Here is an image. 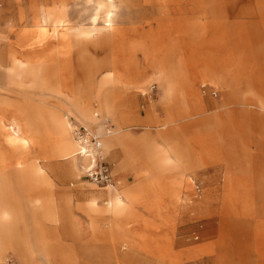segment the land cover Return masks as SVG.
Masks as SVG:
<instances>
[{"label": "rangeland", "instance_id": "rangeland-1", "mask_svg": "<svg viewBox=\"0 0 264 264\" xmlns=\"http://www.w3.org/2000/svg\"><path fill=\"white\" fill-rule=\"evenodd\" d=\"M61 11L66 21L57 23ZM170 24L181 34L190 31L198 35L192 40L177 38L172 46L161 32ZM145 41L147 55L138 49ZM0 50V106L2 102L11 106L9 121L14 107L23 112L28 125L39 129L25 143L12 141L0 130V162L14 167V160L21 156L43 168L50 177L55 205L67 211L70 204L63 223L42 221L41 228L31 229L35 249L31 259L20 258L6 248L0 264H264V179L254 177L258 172L264 174V112L255 108L256 120L230 126L223 114L213 134L201 131L181 134L185 140L171 138L197 158L193 166L185 161L182 164L190 181L180 191L174 214L170 209L151 214L139 204L157 203L162 197L158 195L160 188L170 180L168 166L160 171L146 155L145 162L153 169L157 184L149 190L141 186L126 193V210L118 218L128 207L139 205L138 221L128 220L125 232L110 231L105 221L97 230L90 226L89 217L78 206L85 202L90 188L101 190L104 186L92 183L83 171L71 172L69 163L60 157L62 137L56 125L47 121L60 102L54 91L58 82L60 90L68 94L73 88L87 98L99 92L113 94L120 109L124 92L136 86L130 94L132 103L123 111L129 109L139 118L149 114L146 122L168 121L163 129L184 114L216 116L223 110L219 103L230 98L222 87L221 72H227L226 67L240 75V89L249 100L264 102V81L259 75L264 71V0H0ZM173 51L174 61L184 63L188 70L185 76H172V89L158 95V71L152 58L159 52L165 57ZM108 57L116 63L110 68L111 79L106 77L109 69L101 63ZM20 62L24 65L19 67ZM133 62L149 69L148 75L130 76ZM188 80L207 106L201 114L193 105L188 107L192 103L181 86ZM151 84L156 85L152 93L141 95ZM91 110L98 119L89 125L71 116L69 120L101 136L112 184L120 182V177L124 178L121 187L140 181L142 172L135 175L138 164L126 159L130 155L126 150L133 146L142 157L147 143L136 147L122 136L128 132L139 138L149 131L155 134L156 128L145 129L132 114L124 122L108 114L99 102ZM117 124L124 129L109 133ZM229 129H233L232 138ZM232 143L236 157L242 160L247 156L250 161L251 178L245 188H235L234 203L226 204L224 173ZM116 145L126 158L120 155L113 160L109 156ZM17 176V180H27L22 174ZM12 180L9 173L0 172L2 199L13 195L6 187ZM65 195H70L68 200ZM105 199L100 198L99 204L104 205ZM43 247L47 260L41 258Z\"/></svg>", "mask_w": 264, "mask_h": 264}, {"label": "crops", "instance_id": "crops-1", "mask_svg": "<svg viewBox=\"0 0 264 264\" xmlns=\"http://www.w3.org/2000/svg\"><path fill=\"white\" fill-rule=\"evenodd\" d=\"M172 28H174V26L170 24L168 30L161 32L174 36L176 34V31ZM173 53L174 51L163 57L162 61L166 60L170 63L171 66H173V68H166L164 71L169 72L170 76H185V72H187L186 70L188 69L183 66L184 63L177 64V62L174 61ZM133 64L134 68L130 76L145 77L148 75L150 70L146 67L144 68L143 64L138 65L137 62H133ZM227 69V72H221V76L223 77L222 87L230 95V98L224 99L222 103H219L221 108L220 110L223 109L221 112L216 113V116L207 115L203 117H184L182 119L174 121L173 126L168 127L165 130L162 129L161 132L159 131L160 127H158L156 123L153 124L154 120H152V123L146 122V118L150 117L149 114H146L143 118H139L136 113H131V110L129 109L123 111V107L125 105H130L132 103L130 94L134 90H136L137 87L131 86L124 92V104L123 107L118 111L120 119L125 122L132 114V116H134L133 118H135V120L140 123V126L148 130H150L151 128H156V132L155 134H152L149 131L139 138L132 137L128 132H126V134L122 136V138H124L125 140H130L131 144L136 147L142 146L145 143H155L161 148L167 149L168 156L172 160V162L168 165V169L166 172L168 174V179H172L174 181L169 182L170 180H168L163 184L162 188H160L161 190L159 191L158 195L162 196L161 199L157 203H148L144 201L139 203L140 205H143V207L151 214H159L167 211L168 209H170L174 214L176 210L175 206L178 204V200L180 199V191L189 184L190 178L185 174V167L184 165L182 166V164L185 161L187 165L193 166L196 163L197 158L188 150H182L180 148V144L174 143L178 138H180L181 140H185L184 138H182L181 134L195 135L197 134V132L199 133L201 131H204L207 134H213V129H215L216 127L218 128V124L222 120L223 114L230 126L233 125V123L237 124L242 122L241 125H243L250 123L253 119L256 120V115L253 113L255 108H257L259 111L264 112V102L258 101L259 104H257L258 102L256 103V100H249L245 92L240 89V75L226 67L225 70ZM255 71L257 70L255 69ZM262 73H264V71L260 70V79L264 81V75H262ZM151 86H154V88L156 87L155 84H151L146 90L141 92V95L152 93L153 89L150 90ZM158 100L159 97L157 96L154 102ZM191 105L193 104H189L188 107H191ZM149 125L150 127H148ZM232 130L233 129H229L227 131L230 138L233 137L232 133L234 132ZM178 132H180V135H178ZM171 138H176V140H173ZM156 139H158L159 142ZM170 147H172L173 150H170ZM232 147L233 143L230 144V157L226 160V169L224 173V203L226 204L234 203L237 198L235 188H245L247 186L248 180L251 178V174L249 173V170L247 168V165L250 162L247 159V156L240 160L239 157H236L234 147ZM120 155L126 158L121 153L119 146L116 145L111 148V153L109 154V156L113 160H117ZM133 163L138 164V167L135 169V175H138V172L141 171L142 174L140 175H142L141 177L143 178L144 172L148 170L147 163L142 160H138ZM23 167L24 168L20 169L9 166L5 168V173H9L13 178L11 184H9V186H6L12 189L13 195L0 202V261L3 259L2 252L6 248H10L20 258L31 259L35 250L34 242L31 236V229H33L34 227L41 228L42 221L52 224H61L66 221L67 217L69 216L70 204H68L67 201V211L64 208H59L53 201L49 181L50 177L49 175H47L48 172L41 169V171L44 172L47 178V182L45 184L37 186L34 180H30L31 174H35L37 167L30 164ZM66 171L69 172L68 166ZM17 174H23L24 177H27V180H17V178L19 177L17 176ZM254 177L261 180L264 179V174L258 172ZM123 181L124 178L120 177V182H113V184L121 198L127 201L126 193H128L130 190L140 189L141 183L138 181L133 185L121 187ZM175 192H178V196L176 197H174ZM44 195H47L48 200L47 198L46 200H41L42 196ZM86 195L87 199L84 203L79 204L78 208L89 217L90 226L94 230L98 229L99 223L101 221H105L110 227V231L125 232V226L128 220L138 221V212L136 207L139 204L134 205L131 208L128 207V212L123 217L113 218L108 213L94 214L90 212L87 207V204L92 195V198L97 199L99 206H104L99 204V199L102 197H106V194H104L102 188L101 190H98L97 188H90L89 191H87ZM65 196L66 200H68L70 197V195ZM38 199H40L39 202ZM41 251L42 260H47L48 254L46 249L43 247Z\"/></svg>", "mask_w": 264, "mask_h": 264}, {"label": "bare ground", "instance_id": "bare-ground-1", "mask_svg": "<svg viewBox=\"0 0 264 264\" xmlns=\"http://www.w3.org/2000/svg\"><path fill=\"white\" fill-rule=\"evenodd\" d=\"M56 18H57L56 19L57 23H63L64 21H66L65 15L62 11L58 13ZM197 35L198 34H195V33L190 32V31L186 32L184 34H181L178 31H176V34L174 36H171L170 34H166L165 39L170 43V45L176 46V39L177 38H181V39L188 38L189 40H192ZM240 38H245V36H241ZM138 49L140 51H142L143 55H147V53L149 52V50L147 48L146 41L143 42ZM152 59H153L152 60L153 65L158 71L157 75H156V85H157V90H158L157 92H158V95H162V94H165L166 92H168L172 89V75L170 76L169 72L164 71L166 68H172V66L166 60L162 61L163 56L161 55L160 52L155 57H153ZM13 60H16V59H13ZM41 60H42V58H41ZM101 63L103 65V67L106 68V70L109 69V70H107L108 73H107L106 77L108 79L113 78V76L111 75L112 71L110 70V68L113 67L114 65H116V63L114 62V59L108 57V58L103 59V61ZM15 64H16V62H15ZM17 65L20 67L21 65H24V64L22 62H20ZM17 65H15V66H17ZM3 73L6 74V72H4V71H3ZM40 74H42V73H40ZM8 75L10 76V74H8ZM12 76H14V75H12ZM40 77H41V75H40ZM5 80L3 81V83L6 82ZM44 83L46 84V82H44ZM59 84H60V82H58L54 91L57 94V98H58L57 100H59L60 102L57 105L56 111L51 115L50 118H48L47 121H50L51 123L56 125L57 133L62 137V146H61V153H60L61 159L66 160L69 163V168H70L71 172L76 173V172L83 171V169L90 163V160L86 154H80V151H81L80 141L74 136L75 124H73L72 121L69 120V116L73 117L76 121H79L82 124L89 125L90 124L89 122L92 123V122L97 121V119H98V114H95V112L92 111L91 109L96 102H99L101 104V106L104 108V110L106 112H108V114L117 118V117H119L118 111L120 110L119 101H116L117 99L113 94L106 93V94H102V95H104V96H102L101 92H99L100 94H96L95 96H93L91 98H87L77 88H73L71 91H68L70 94L69 95L68 93H65L63 90H60V88L58 87ZM181 86H182V89L185 91L188 100L193 104L194 108L196 109L195 110L196 113L201 114V113L207 111V107L202 103L198 94L194 92V89L192 86V81H190V80L185 81L184 83H181ZM67 88H68V85H67ZM153 88H154V86H151L150 90H152ZM10 107H11L10 105H8L4 102H2V104L0 106V130L3 131L4 136L11 138L12 141H18L19 140L23 143H25L29 139L31 140L32 138H34V136L37 134L39 129L34 127V126L31 127L32 125L27 124L28 122L26 121L25 115L23 114L22 111L16 110L13 107V114L11 116V121L8 120V115H10ZM61 113H63V114L61 115ZM94 115H96V117ZM191 116H193V114H187V115L184 114L182 117L184 118V117H191ZM178 119H181V118H177L174 120H178ZM148 122L152 123V120L149 119ZM157 123H158L157 126L160 127L159 129H163V128L167 127L166 125H168L169 122L164 120V121H160V122L158 121ZM153 124H154V122H153ZM148 127H150V125ZM123 129L124 128H122V126L117 124V129L116 130L114 129V131H109V133L120 132ZM72 133H73V135H72ZM96 135H98L100 137V143H101L100 151L102 153L103 145L101 142V136L97 133H96ZM167 137H168V135H167ZM170 150H173V148L170 147ZM146 151L147 152L145 153V155H142V157H140V156H138L136 148L133 146H129L128 149L126 150V152H129L130 155L127 159L129 161L142 160L145 162L144 158L146 155L149 154L151 156V159L153 160V162L160 169V171L164 170L172 162V160L168 156V150L161 148L159 145H157L155 143L147 144ZM178 157H180V156H178ZM80 160H81L82 164L78 165V161H80ZM179 160H180V158H179ZM28 164H29L28 161L24 160L21 156L16 157V159L13 162L14 168H17V169L24 168L23 166L28 165ZM32 164L33 163H31L30 165H32ZM7 166H8V164L5 161L1 160L0 172L5 171V168ZM147 167H148V170L144 172V177L139 181L141 183V186L143 188H145V190H149L148 188L154 187L157 184V182L154 178L153 169H151V167L149 165ZM30 180H34L37 186H40V185L45 184L47 182V178H46L44 172L41 171V169H38V167L35 171V174L34 175L31 174ZM102 189H103L104 194H106V199L104 200V203H103L104 206H99L97 199L92 198V196H93L92 195L88 204H87L90 212H92L94 214L108 213L113 218H118L122 214H124V212L126 210L125 201L117 193L115 186H113V184H112V181L110 183H108L107 185H105ZM177 194H178V192H177ZM46 198H47V196L42 197L41 200H46ZM39 200L40 199H38V202H39ZM47 200H48V198H47ZM1 201H4V199H2V196L0 197V202ZM112 224H113V222H112Z\"/></svg>", "mask_w": 264, "mask_h": 264}, {"label": "built area", "instance_id": "built-area-1", "mask_svg": "<svg viewBox=\"0 0 264 264\" xmlns=\"http://www.w3.org/2000/svg\"><path fill=\"white\" fill-rule=\"evenodd\" d=\"M74 136L80 141V154H86L90 160V163L83 169V175L99 186L110 183L113 176L110 164L100 151V137L80 124L74 127Z\"/></svg>", "mask_w": 264, "mask_h": 264}]
</instances>
